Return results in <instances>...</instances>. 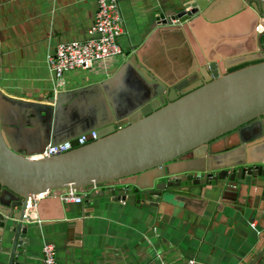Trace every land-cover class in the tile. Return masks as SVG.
<instances>
[{"label":"crops","instance_id":"0c3cea01","mask_svg":"<svg viewBox=\"0 0 264 264\" xmlns=\"http://www.w3.org/2000/svg\"><path fill=\"white\" fill-rule=\"evenodd\" d=\"M115 1L122 55L66 73L57 89L47 58L59 44L96 38V0H0V121L16 151L34 157L48 141L77 135L86 120L105 125L99 133H106L118 119L209 80L208 61L226 73L259 55L256 27L263 20L241 0H206L202 15L186 23L172 20L195 0ZM59 94L68 95L59 112L37 108L49 107ZM250 145L230 159L264 167V137ZM242 194L238 206L203 185L154 205L119 196L80 204L42 199L38 222L29 223L35 233L16 248L13 264H42L44 244L55 248L57 264H250L264 251V191L245 185ZM10 249L0 227V264H9Z\"/></svg>","mask_w":264,"mask_h":264},{"label":"water","instance_id":"95a60500","mask_svg":"<svg viewBox=\"0 0 264 264\" xmlns=\"http://www.w3.org/2000/svg\"><path fill=\"white\" fill-rule=\"evenodd\" d=\"M241 1L263 20V31L256 36L259 55L246 60L251 64L221 73L214 61H208L204 67L209 80L202 77L193 89L171 100L161 97L158 107L136 110L117 122L113 111L111 123L115 122V127L106 133H99L105 125L83 121V130L77 135L47 144L69 141L73 149L42 159L16 151L4 138L0 121V227L11 240L9 264L16 260V248L22 240L26 244V236L35 233L23 222L27 199L43 192L72 187L81 192L83 202L91 197L117 200L119 196L154 205L173 201L203 185L238 206L243 204L245 185L264 191L263 166L234 164L230 159L235 151L264 137V0ZM207 4L206 0H195L176 18L186 23L202 15ZM151 82L157 91L164 90L156 80ZM67 96L59 94L55 101H49V107L37 108L55 114ZM91 131H96L98 138L77 146L76 138ZM235 139L232 146L217 150L218 145ZM92 184L101 189L89 193L87 188ZM263 254L255 253L250 264Z\"/></svg>","mask_w":264,"mask_h":264},{"label":"built area","instance_id":"2783aa9c","mask_svg":"<svg viewBox=\"0 0 264 264\" xmlns=\"http://www.w3.org/2000/svg\"><path fill=\"white\" fill-rule=\"evenodd\" d=\"M97 12L91 33L96 38L84 42L63 43L57 45L54 52L47 58V65L55 80L57 89L63 87L64 75L72 71H87L94 63L122 55V49L118 44V37L122 33L119 12L115 0H96ZM173 22L178 20H172ZM256 31L261 33L263 25L259 24ZM98 134L91 131L76 138L77 146L88 143V140H96ZM74 147L71 142L66 141L56 145H47L41 153L32 157L42 159L56 154H62ZM101 187L97 184L90 185L89 192H97ZM46 198H56L64 204H80L82 201L81 192L72 187L58 191L43 192L27 199L26 208L23 213L24 223L38 222L37 205L38 202ZM42 264H57L56 251L51 244H44L41 248ZM181 264H194L192 260H185ZM264 264V257L261 261Z\"/></svg>","mask_w":264,"mask_h":264}]
</instances>
